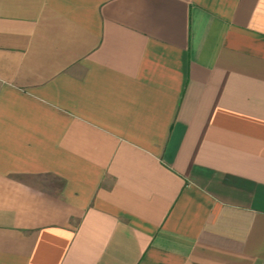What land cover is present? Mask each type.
<instances>
[{"label":"crops","instance_id":"0c3cea01","mask_svg":"<svg viewBox=\"0 0 264 264\" xmlns=\"http://www.w3.org/2000/svg\"><path fill=\"white\" fill-rule=\"evenodd\" d=\"M0 264H264V0H0Z\"/></svg>","mask_w":264,"mask_h":264}]
</instances>
